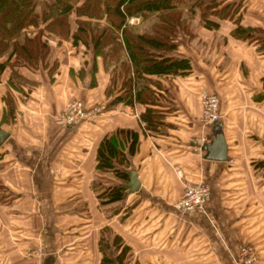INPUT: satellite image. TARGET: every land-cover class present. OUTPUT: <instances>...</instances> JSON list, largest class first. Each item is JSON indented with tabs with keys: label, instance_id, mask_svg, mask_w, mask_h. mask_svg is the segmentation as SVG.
<instances>
[{
	"label": "crops",
	"instance_id": "obj_1",
	"mask_svg": "<svg viewBox=\"0 0 264 264\" xmlns=\"http://www.w3.org/2000/svg\"><path fill=\"white\" fill-rule=\"evenodd\" d=\"M194 1L179 6L185 27L169 53L189 68L147 75L158 82L148 84L154 99L130 105L111 102L120 81L106 93L114 62L73 38L74 10L64 37L43 28L42 13L56 0H34L37 26L26 31L43 28L48 61L15 66L16 77L8 66L0 73V264H101L102 230L107 253L113 236L128 247L122 264L131 263L129 254L131 264H264V43L231 35L241 26L264 38V0ZM152 14L142 29L139 15L126 25L147 30ZM7 89L11 120L4 119ZM203 91L218 96L211 123L199 120ZM73 99L103 108L91 122L56 124L54 115ZM146 110L148 122L140 118ZM217 135L224 159L215 158ZM105 139L116 151L105 153L112 166L100 170ZM129 170L138 189L101 203L97 193L126 183ZM195 184L209 188L203 209L180 211L174 203ZM247 248L254 258L241 263Z\"/></svg>",
	"mask_w": 264,
	"mask_h": 264
},
{
	"label": "trees",
	"instance_id": "obj_2",
	"mask_svg": "<svg viewBox=\"0 0 264 264\" xmlns=\"http://www.w3.org/2000/svg\"><path fill=\"white\" fill-rule=\"evenodd\" d=\"M76 1L56 0L55 6L48 7L42 13V21H48L43 28L66 37L68 14L74 10L77 28L73 32V38L86 44L90 41L94 54H101L110 60L108 62H114L106 93L115 91L119 81V87L123 90L114 96L112 103L121 101L133 105L135 102H152L154 97L148 84L157 85L158 82L147 75L176 74L189 68L186 58L169 55L176 48L174 40L178 30L185 27L179 7L180 0H83L74 6ZM203 2L204 0H195L194 4L200 6ZM34 6V0H0V56H5L0 62V73L8 66L11 76L16 77L15 66L36 68L47 63L51 48L44 38L43 28H37L33 33L26 31L29 25L37 26ZM150 13H155V20L147 30L139 32L126 25L127 16L139 15L145 19ZM201 15L204 17L205 13L201 12ZM81 16L89 19H82ZM102 18L106 21L104 25L98 22ZM91 19L95 21L92 22ZM206 24L209 25V22ZM252 31L263 33L260 29L237 26L231 31V35L241 39L259 38L264 43V38L256 37ZM122 52L126 57L118 61ZM8 84L14 85L11 79ZM2 99L5 104L4 119L11 120L15 105L9 89ZM140 118L148 122V110ZM115 151L110 140H102L97 150V168H110L112 164L105 155H111ZM116 173L121 174L120 171ZM122 194L123 188L112 185L99 191L97 197L101 203H105L120 200ZM104 232L100 231L98 240L101 264H122L128 247L119 236H113L110 245L113 246L114 253H107Z\"/></svg>",
	"mask_w": 264,
	"mask_h": 264
},
{
	"label": "built area",
	"instance_id": "obj_3",
	"mask_svg": "<svg viewBox=\"0 0 264 264\" xmlns=\"http://www.w3.org/2000/svg\"><path fill=\"white\" fill-rule=\"evenodd\" d=\"M199 101V120L203 123H211L217 120L219 117L218 96L214 93L203 91L200 95ZM102 108V105L85 106L81 99H73L68 101L62 110L54 115L53 119L58 125H79L84 122L93 121ZM208 198V186L205 184H195L186 187L174 205L180 211H201ZM253 258V250L247 248L242 250L239 261L241 263H249Z\"/></svg>",
	"mask_w": 264,
	"mask_h": 264
},
{
	"label": "water",
	"instance_id": "obj_4",
	"mask_svg": "<svg viewBox=\"0 0 264 264\" xmlns=\"http://www.w3.org/2000/svg\"><path fill=\"white\" fill-rule=\"evenodd\" d=\"M216 149H219V155H216L215 158L216 159H224L225 155L223 153V151H225V145L223 143L222 137L221 135H217V142H216ZM207 149H212L210 147H207ZM127 175H128V181L126 183L121 184L120 186L122 188H124L126 190V192H132L138 189L139 183L138 180L136 178V174L134 171H127Z\"/></svg>",
	"mask_w": 264,
	"mask_h": 264
},
{
	"label": "rangeland",
	"instance_id": "obj_5",
	"mask_svg": "<svg viewBox=\"0 0 264 264\" xmlns=\"http://www.w3.org/2000/svg\"><path fill=\"white\" fill-rule=\"evenodd\" d=\"M190 1H191V0H189V2H190ZM187 2H188V1H187ZM187 2H186V3H187ZM182 3H185L184 0H180L179 6H181ZM152 15H153V14L150 13L149 16H147V18L144 19V20L142 21L141 26H140V29H142L144 26H148V23H150V22L152 21V19H154V15H153V17H152ZM130 16H133V17H130ZM130 16H127V17H126V21H128V20H132V18H133V19H137V18H136L137 15H130ZM150 16H151V18H149ZM139 17H140V16H139ZM143 22H144V23H143ZM119 37H121V35H119ZM103 189H104V188H103ZM127 257H128V260L131 261V263H132V260H133V259H132V257L130 256V254H129ZM131 263H130V264H131Z\"/></svg>",
	"mask_w": 264,
	"mask_h": 264
}]
</instances>
